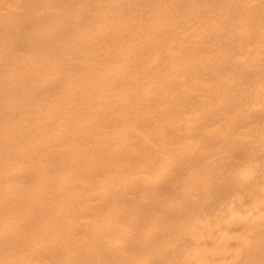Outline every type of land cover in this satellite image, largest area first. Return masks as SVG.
Here are the masks:
<instances>
[{
  "label": "bare ground",
  "instance_id": "1",
  "mask_svg": "<svg viewBox=\"0 0 264 264\" xmlns=\"http://www.w3.org/2000/svg\"><path fill=\"white\" fill-rule=\"evenodd\" d=\"M0 264H264V0H0Z\"/></svg>",
  "mask_w": 264,
  "mask_h": 264
}]
</instances>
